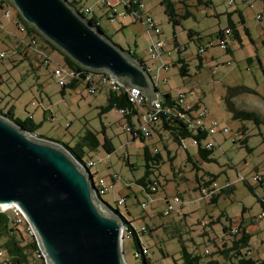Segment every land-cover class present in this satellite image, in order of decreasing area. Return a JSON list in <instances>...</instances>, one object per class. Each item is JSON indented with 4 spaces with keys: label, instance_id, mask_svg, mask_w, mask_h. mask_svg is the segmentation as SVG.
<instances>
[{
    "label": "rangeland",
    "instance_id": "obj_1",
    "mask_svg": "<svg viewBox=\"0 0 264 264\" xmlns=\"http://www.w3.org/2000/svg\"><path fill=\"white\" fill-rule=\"evenodd\" d=\"M143 1L146 11L162 30L160 36L147 29L145 15L143 21L135 20L132 14L123 16V4L117 6L118 16L113 19L102 13L105 7L98 0H82L81 5L91 7L92 13L87 17L98 15L99 24L113 43L147 62L159 93L169 91L174 98L185 93V105L198 103L196 112H206L207 124L216 121L228 128V132L217 131L203 142H213L210 154L213 161L200 157L199 147L192 138L180 145L173 133L162 128L159 122L151 127V136L134 138L119 109L102 111L109 92L105 84L94 92L85 82L75 89H63L54 69L58 66L66 69L65 57L45 40L40 39L33 48L15 52L25 33L15 23L20 12L9 0H5V7L10 17L4 16L6 10H0V53L7 55L0 60V108L3 111L12 109L24 121L32 119L39 125L37 136L43 135L71 148L81 146L82 159L95 161L90 170L96 180L99 176L105 177L108 183H113V177L116 179L113 190L102 199L133 221L138 230L146 228L140 239L149 250L150 264H185L183 248L202 255L201 264L212 258L224 263V256L214 252L217 245L222 246L224 242L231 246L235 238L225 232L224 227L239 224L251 234L249 246L243 251L249 250L251 256L264 258V216H261L264 209L260 202V198H264V187L254 179L256 175L264 176V45L261 36L264 22L257 18L264 10V1L235 0L229 5L222 0H212L210 6L193 8L195 16L181 19L180 24L170 21L162 0ZM174 1L181 11V4ZM237 8L244 14L250 35L240 23ZM228 13L242 36L241 43L226 36L231 52L221 47L216 37L220 29L228 26ZM189 29L199 31L201 40L196 35L191 37ZM158 39L167 41L169 52L149 59L147 50L153 40ZM176 41L186 46L181 52L189 64V75L185 77L172 64L178 56ZM43 44L47 47L45 54H51L49 63L45 54L38 52ZM200 47L206 49L202 66L198 56ZM166 62L170 67L159 68ZM237 110L253 111L263 120L256 123L252 118L236 117ZM133 120L137 127L145 122L138 115ZM89 132L98 138L97 147L90 145ZM105 135L114 147L111 153L103 146ZM146 147L153 155L158 151L162 156L157 166L151 162L150 179L157 186L153 195L138 184L146 172ZM208 173L215 175L219 188L216 202L203 197L196 189L199 183L211 179ZM244 180L255 187V192ZM223 188L225 191L221 190ZM175 195L182 196L184 202L175 204V209L165 215L167 199ZM122 197L125 204H118L117 200ZM159 199L164 201L158 202ZM142 204H146L145 208ZM122 250L127 264H144L142 255L136 256L134 236L124 239Z\"/></svg>",
    "mask_w": 264,
    "mask_h": 264
},
{
    "label": "water",
    "instance_id": "obj_2",
    "mask_svg": "<svg viewBox=\"0 0 264 264\" xmlns=\"http://www.w3.org/2000/svg\"><path fill=\"white\" fill-rule=\"evenodd\" d=\"M9 1L81 67L106 72L141 91L148 104L156 98L158 88L147 68L69 0ZM11 205L27 217L47 264H127L124 218L97 194L90 171L64 144L0 114V209Z\"/></svg>",
    "mask_w": 264,
    "mask_h": 264
},
{
    "label": "trees",
    "instance_id": "obj_3",
    "mask_svg": "<svg viewBox=\"0 0 264 264\" xmlns=\"http://www.w3.org/2000/svg\"><path fill=\"white\" fill-rule=\"evenodd\" d=\"M178 2L181 4V11H179V9L176 7V1L174 0H162L161 2L165 6V12L168 15L170 21H172L174 24H180L181 19H187L192 16L194 17L195 15L193 12V8L201 5L210 6L212 4V0H178ZM71 4L77 10H79L92 24L102 29L101 25L98 22V19L94 15H92L91 17H87V14L82 11V5L79 2L73 1L71 2ZM0 7L3 10H8L5 7V0H0ZM125 9L129 14L132 12V7L130 6H126ZM236 11L238 12L237 9ZM238 14L240 16V23L243 25L245 32L250 35L249 29L245 25L246 21L242 11H239ZM228 15L230 16L231 13H228ZM261 15L262 18H260L259 20H262L264 22V10L261 12ZM16 24L19 29L20 24L24 25L25 32H23L25 33V36L23 37V39L29 37V35L31 34H35L39 37V40H45L53 49L63 54L66 60L67 67L72 69L76 74L66 85L62 86L63 89H75L81 82H85L87 87H89L90 83L86 82V76L88 74H99V72L91 71L75 63L71 58H69L61 50L55 47L47 39H45L38 31L32 28L20 15ZM262 29L264 31V24L262 25ZM188 32L191 37H194V35H196L198 37V40H201L202 36L199 31L189 29ZM226 36H228L232 40L238 41L239 43H241L242 41L241 30L239 29L237 23L231 20L230 18L228 26L224 29H220V31L216 33V37L218 39V44L221 47L227 49L228 52H231L232 50L228 45V40ZM210 43L213 44L212 40L210 41ZM262 44L264 45V34L262 37ZM24 46L26 48H24ZM42 46H40V48H42ZM175 46L178 50V56L172 61V64L179 68V73L182 76H188L189 64L186 61V58L181 55V52L186 49V46L178 44L177 41L175 42ZM22 48L26 50L29 49V47L24 45L21 41L18 44L15 52L23 51ZM201 49L202 52H200ZM205 51L206 49L204 47L199 48L198 56L201 60L200 66H202V55L205 53ZM127 52L131 53L130 51ZM131 55L134 57L135 60L139 61L146 67L145 61L142 57H137L135 54L132 53ZM45 60L49 63L50 58H45ZM167 66L170 67L169 64H167ZM242 91L247 90L242 89ZM158 97L163 107V110L162 112H160L159 119L157 121L160 123L161 127L171 131L174 135L175 140L179 142L180 145H182L187 138H192L193 140H196V144L199 147L200 157L204 161H213L214 159L210 157V154L213 151L214 146L208 148L206 146V143L203 144L204 141L209 139L208 130L206 129L205 125L196 126V123L194 122V111L199 109L198 103H195L193 106H186L185 104L179 101V96L177 98H174L172 97L169 91H163L162 93H159L158 91ZM150 105L151 104H148L147 102L145 103V107L147 108H150ZM114 108H117L120 111L123 110V118L126 119L127 123L132 127L131 133L134 135V138L144 139L146 137L144 134L141 133V131L135 129V124L132 121V116L139 112V107L135 106L129 101L126 92L111 90L109 91L107 104L105 106H102V111L106 112ZM0 114L6 116L16 124L24 127L32 134H37L36 132L39 125L35 124L32 119H27L24 121L22 119L16 118L12 109H9L8 111H3V109L0 108ZM235 116L252 118L256 121V123H259L263 120L257 113L253 111L237 110L235 111ZM152 126L153 125L151 124V127ZM89 134L90 137L88 138V140L90 142V145L92 147H97V145L99 144L98 138L92 132H89ZM38 136L43 137L42 135ZM242 141L244 143L246 142L245 139ZM64 145L68 148V150L73 154L76 159L81 162H85V160L82 159L83 149L81 146L71 148L66 144ZM103 146L105 147L108 153L114 151V147L107 135H105V142L103 143ZM144 158L146 160V172L145 175L138 180V184L142 185L144 187V190L149 195H153L157 191V186L154 185L153 180L150 179V174L153 172L151 162L157 166L158 164H160L162 156L158 151L153 155L150 149L146 147L144 152ZM195 166L197 169H200L199 165ZM208 174L211 176V179L204 183H199L196 189L200 190L203 186L208 187L212 185V183L215 181V175L210 173ZM254 178L256 181L259 182L261 186L264 187V176L256 175ZM245 183L248 185L252 192H255V187L250 185L247 181H245ZM152 186H155L156 190H152ZM221 190L225 191L224 188ZM218 196L219 194H215L210 197L211 201L216 202L218 200ZM260 202L264 209L263 197L260 198ZM124 221L130 228V237L134 236L135 247L137 250L136 256L138 257L142 255L143 263L150 264L151 259L147 257V254L143 253L144 246L140 239L141 233H143L145 230L139 232L138 229L133 225V221H129L128 219H126V216ZM19 227L20 226L15 222L14 218L10 215L9 212L0 211V252H2V254L0 255V264H36V261L37 264H46L43 257L37 256L39 245L35 236L30 235L26 228L24 229V231ZM234 228L235 227H224L225 232L230 233L235 237L232 240V245L228 246V244L224 242L222 246L217 245V249L214 252V254L224 256L226 261L222 263L220 260L212 258L211 260L207 261L206 264H264V258H255L250 255L249 250L247 252L243 251L244 247L249 246V240L251 237V234L247 231V229L242 224L237 225L238 232H234ZM32 255L35 257L36 260L34 262L31 259ZM183 258L185 264H201L202 255L194 254L192 252H189L186 248H183Z\"/></svg>",
    "mask_w": 264,
    "mask_h": 264
},
{
    "label": "built area",
    "instance_id": "obj_4",
    "mask_svg": "<svg viewBox=\"0 0 264 264\" xmlns=\"http://www.w3.org/2000/svg\"><path fill=\"white\" fill-rule=\"evenodd\" d=\"M70 2L77 1L81 4V0H69ZM223 2H227L230 5H233L235 0H222ZM99 4L105 7L106 13L109 14V18L113 19L114 17L118 16V10L117 6L119 4H123L124 7L130 6L132 7V14L135 18V20H140L143 21V15L146 16V21H144L146 27L150 31H154L158 36L162 34V30L159 27V24L154 21L153 16L151 15L150 12L146 11L145 9V3L143 0H98ZM82 11L85 14H91L92 9L89 6H82ZM127 13L126 9L123 12V16H125ZM4 16L9 18L10 17V11L6 10L4 12ZM257 18L260 19L262 18L261 12L257 15ZM20 29L25 32L24 25L20 24ZM24 45L28 46L29 49L35 47V45L38 44L39 42V37L35 34L29 35V37L22 39L21 40ZM38 52L41 55H44L41 49H38ZM166 52H169L167 49V41L163 39H158L156 41L153 40L152 44L149 46L147 50V54L149 56V59H157L161 57L163 54ZM202 52V49L200 50ZM170 54V53H168ZM7 55L2 52L0 53V60L6 58ZM145 65L147 70L151 73L150 67L147 65V62L145 61ZM159 68L166 69L168 68L166 63H162ZM54 75L57 78L59 84L61 86L66 85L76 74L75 72L66 67L62 68L61 66H58L54 69ZM152 76V75H151ZM154 80V79H153ZM1 82V81H0ZM86 82H89L90 85L88 89L90 91H96L99 88V85H107L109 90L111 91H124L128 95L129 101L134 104L135 106L139 107V110L143 112L142 118L145 120L144 123H141V127L135 126L136 130L141 131L142 134H144L146 137L151 135V124L155 123L159 119V114L162 112L163 107L161 104V101L158 97V94L155 99L151 101V108L145 107L146 103V96L139 90H136L134 88H128L126 87L121 81L118 79L112 77L110 74L106 72H99V74H88L86 76ZM192 91L190 92V94ZM185 93L179 94V101L183 104H185ZM197 111V110H196ZM194 111V122L196 123V126H202L205 125L206 129L208 130V135L212 137L217 131L220 132H228V128L225 126L220 125L216 121H211L208 124L205 121L206 118V112L205 111H199L198 113ZM123 114V110H121ZM207 119V118H206ZM126 128L128 131L132 132V127L127 123ZM193 142L196 144V140H193ZM206 146L208 148H211L213 146L212 141L206 142ZM83 165L90 171V174L93 177V183L95 186V190L99 196H103L104 194L108 193L109 191L113 190L114 188V183H108L106 178L103 176H99L98 179L96 180L94 175L91 172V167L95 165V161L93 159L86 160L85 162H82ZM255 179V178H254ZM152 190H156L155 186L151 187ZM201 194L203 197H212L213 195L217 194L219 191L218 185L216 181L212 183V185L208 187H201L200 189ZM118 204H125V198H120L117 200ZM183 204V198L180 195H175L172 198L167 199V206L164 210V214H170L174 209H175V204ZM146 204H142V207L145 208ZM117 209V208H116ZM118 210V209H117ZM0 211L3 212H9L10 215L14 218L15 222L18 225H22L30 235H34L35 232L32 228V226L29 224L27 217L25 214L22 212V210L17 206V205H11L3 210L0 209ZM121 214V213H120ZM122 215V214H121ZM261 216H264V212L261 213ZM122 217L125 220V216L122 215ZM125 223V221H124ZM204 223V221H202ZM145 230V227H142L139 232ZM234 232H238V228L235 227ZM130 228L129 226L125 223L123 228H122V244L124 242V239L130 238ZM148 248L143 247V253L148 254ZM2 252H0V255ZM37 256L38 257H43V252L41 248L39 247V250L37 251ZM44 258V257H43ZM45 260V259H44ZM46 262V260H45ZM47 264V262H46Z\"/></svg>",
    "mask_w": 264,
    "mask_h": 264
},
{
    "label": "crops",
    "instance_id": "obj_5",
    "mask_svg": "<svg viewBox=\"0 0 264 264\" xmlns=\"http://www.w3.org/2000/svg\"><path fill=\"white\" fill-rule=\"evenodd\" d=\"M81 2H82V0H81ZM121 4H122V3H121ZM86 6H87V5H86ZM0 10H2L1 7H0ZM237 10H238V12H239V11H242V10L239 9V8H237ZM102 13H106V9L102 10ZM242 13H243V12H242ZM93 15H94L97 19L99 18L97 14H93ZM216 15H218V13H216ZM243 15H244V14H243ZM229 17H230L231 20L234 21L232 15H230ZM17 21H18V20H15V23H17ZM98 22H99V19H98ZM263 34H264V31H263L262 26H261V36H262V37H263ZM41 46H42V45H41ZM46 48H47V47L43 44L42 49H41L42 52H43V54H45V52L47 51ZM50 56H51V54H48V55L45 54V55H44L45 58H51ZM166 64H169V62H166ZM102 86H103V84H102V85H99V88L102 87ZM108 91H110V90H108ZM108 96H109V92H108ZM172 97H173V96H172ZM107 99H108V97H107ZM135 115H138V116H140V118H141L142 115H143V112L139 110V112H138L137 114H135ZM135 115L132 116V121H133V123H134L133 117H134ZM14 116H15L16 118H19V117H17L15 114H14ZM19 119H20V118H19ZM153 124H154V123H152V125H153ZM42 136H43V135H42ZM43 138H47V137H44V136H43ZM115 182H116V179L113 177V183H115ZM196 188H197V187H196ZM163 201H164V199H159V200H158V202H163ZM183 202H184V201H183ZM242 219H243V222H244V217H242Z\"/></svg>",
    "mask_w": 264,
    "mask_h": 264
}]
</instances>
